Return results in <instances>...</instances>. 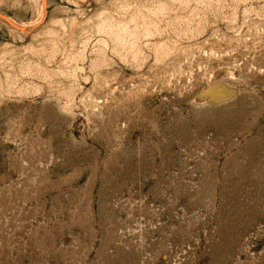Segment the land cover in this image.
Listing matches in <instances>:
<instances>
[{
  "label": "rangeland",
  "instance_id": "rangeland-1",
  "mask_svg": "<svg viewBox=\"0 0 264 264\" xmlns=\"http://www.w3.org/2000/svg\"><path fill=\"white\" fill-rule=\"evenodd\" d=\"M0 264H264V0H0Z\"/></svg>",
  "mask_w": 264,
  "mask_h": 264
}]
</instances>
